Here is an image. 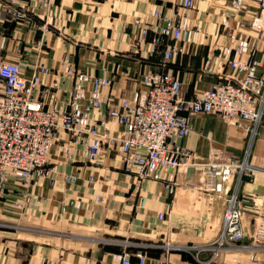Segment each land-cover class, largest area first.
<instances>
[{"label": "crops", "instance_id": "crops-1", "mask_svg": "<svg viewBox=\"0 0 264 264\" xmlns=\"http://www.w3.org/2000/svg\"><path fill=\"white\" fill-rule=\"evenodd\" d=\"M41 1L19 0L21 17H14L0 1V62L18 63L27 78L42 75L41 67H48L34 91L45 107L51 105L54 90L59 94L58 107L66 108L74 84L73 74L66 73L67 56L73 72L110 79L104 93L114 105L145 93L148 87L142 76L150 70L172 72L182 81L184 98L193 99L220 74L232 72L222 55L224 47L233 44L232 35L249 38L258 58H264V32L250 25L256 8L239 12L232 0H194L188 8L181 6L183 0H52L50 8ZM156 9L186 14L190 28L199 29L195 40L184 35L174 42L163 36L156 54L152 48L156 32L150 31L143 47L134 50V20L150 23ZM172 43L181 50L165 63L164 50ZM112 103L92 117L99 131L120 135L124 127L108 115ZM183 114L191 130L180 143L197 156L196 161H206L214 150L222 149L254 167L251 175L235 174L229 192L237 194L238 206L245 210L242 244L255 243L252 235L264 216V120L253 134L214 113ZM85 138L92 136L86 134L83 142ZM70 140L69 133L61 132L50 152L55 182L42 178L24 184L10 179L6 184L0 196V264H120L114 255L124 251L134 262L135 253L144 251L146 264L189 260L205 264L210 252L195 248L215 241L227 201L200 190L199 167L185 165L178 170L175 191L170 193L161 180L138 182L124 170L122 153L116 149L105 147L98 158L88 161L80 156L84 148L80 143L79 154L70 159L62 152L63 146L74 144ZM66 176L77 179L68 183ZM167 243L177 248L168 251ZM256 243L260 247L225 250L218 264H246L251 253L264 257V241Z\"/></svg>", "mask_w": 264, "mask_h": 264}, {"label": "built area", "instance_id": "built-area-1", "mask_svg": "<svg viewBox=\"0 0 264 264\" xmlns=\"http://www.w3.org/2000/svg\"><path fill=\"white\" fill-rule=\"evenodd\" d=\"M5 2L14 17L22 13L16 7L19 0H0ZM44 8L52 6V0H42ZM181 6L193 7L194 0H183ZM231 6L239 12L256 8L252 27L264 32V0H232ZM154 20L150 23L136 18V33L132 48L139 50L148 39L150 31L156 32L153 38V53L163 36L177 42L187 35L194 41L199 31L190 28L189 17L176 10L168 14L161 9L153 11ZM227 25V18H223ZM233 44L225 46L222 52L226 66L232 72L220 74L210 86L193 99L183 96L182 81L170 71L150 70L142 76V83L148 89L137 94L135 100L122 99L113 104V98L106 96L104 89L110 86V79L94 76L84 71L73 72L69 56L64 58L66 73L73 74L74 84L70 96L66 99V108L58 107L59 94L50 92L51 105L45 107L34 91L42 84L41 76L48 74L49 68L41 67L42 75L31 78L21 74L18 63L0 62V196L6 184L15 179L24 184L42 178L55 182V169L50 164V152L61 139V132L69 133L73 145L63 146L62 152L70 159L79 152L77 145L83 144L81 157L94 161L104 148L116 149L122 153L123 168L136 176L138 182L161 180L170 193L175 191L176 174L185 165H196L200 170V190L218 196L227 201L223 214V228L215 241L199 248L210 252L205 264H218L222 252L230 248L242 249L260 247L256 242L264 241V216L252 235L253 244H242L246 232L243 227L245 210L238 206V196L230 193V183L235 174L251 175L254 167L235 155H229L222 149L212 152L206 161H196L190 150L180 141L191 130L188 116L190 114L214 113L230 122L244 126L246 130L257 133L258 126L264 120V58L257 56V49L249 38L231 36ZM176 43L166 46L163 61L174 59L180 52ZM20 52V47H17ZM112 103L108 110L110 118L123 126L120 135L110 131H99L97 121L92 113ZM105 121L101 124L105 125ZM89 134L91 139L83 142ZM68 183L77 177L66 176ZM228 193L222 196V192ZM144 198H141V203ZM163 217V214H160ZM170 251L177 247L167 243ZM194 249V247H187ZM180 249V248H179ZM137 261L124 251L115 254L120 264H146L144 251L135 253ZM187 264H196L189 260ZM246 264H264V257L251 253Z\"/></svg>", "mask_w": 264, "mask_h": 264}, {"label": "trees", "instance_id": "trees-1", "mask_svg": "<svg viewBox=\"0 0 264 264\" xmlns=\"http://www.w3.org/2000/svg\"><path fill=\"white\" fill-rule=\"evenodd\" d=\"M163 39V38H162ZM162 39H161V41L157 44V46H156V51L154 52V53H156V54H158V52H159V48H160V46H161V44H162ZM163 48H165V47H163ZM164 50V49H163ZM163 52V51H162Z\"/></svg>", "mask_w": 264, "mask_h": 264}, {"label": "rangeland", "instance_id": "rangeland-1", "mask_svg": "<svg viewBox=\"0 0 264 264\" xmlns=\"http://www.w3.org/2000/svg\"><path fill=\"white\" fill-rule=\"evenodd\" d=\"M250 23H251L250 25H251V27H252V20H251V22H250Z\"/></svg>", "mask_w": 264, "mask_h": 264}]
</instances>
